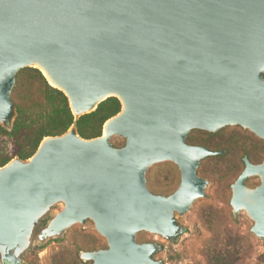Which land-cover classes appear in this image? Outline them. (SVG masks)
Here are the masks:
<instances>
[{
    "label": "water",
    "instance_id": "95a60500",
    "mask_svg": "<svg viewBox=\"0 0 264 264\" xmlns=\"http://www.w3.org/2000/svg\"><path fill=\"white\" fill-rule=\"evenodd\" d=\"M24 68L64 93L75 120L111 97L121 110L99 137L82 138L74 123L0 167V264H23L34 242L88 220L108 247L82 251V261L164 264L155 259L164 246L138 234L177 241V216L206 196L201 162L223 153L189 144L190 132L240 126L264 140V0H0V125L9 130ZM162 162L180 171L169 195L147 185ZM244 165L230 204L264 239V160ZM56 204L61 212L36 232Z\"/></svg>",
    "mask_w": 264,
    "mask_h": 264
},
{
    "label": "rangeland",
    "instance_id": "374dc122",
    "mask_svg": "<svg viewBox=\"0 0 264 264\" xmlns=\"http://www.w3.org/2000/svg\"><path fill=\"white\" fill-rule=\"evenodd\" d=\"M34 75V72L27 71L19 83L16 79L12 92V100L21 104L29 118L53 108L46 100L45 84ZM187 141L191 145L223 152L203 160L198 168L200 177L208 181L206 196L198 199L186 214L177 216L178 224L183 228L177 241L141 232L137 236L138 242L163 245L164 249L155 255V259L164 264H264L261 258L264 239L251 231L254 221L245 211L235 218L230 204L231 186L244 169L242 159L247 156L252 163H261L264 160V140L240 126H227L215 133L193 130ZM111 142L120 148L125 139L114 136ZM19 146L0 130V158H17ZM146 177L148 188L154 194L169 195L180 184V171L172 162L153 165ZM259 184L258 177L247 181L249 188ZM62 209V204H56L36 232ZM94 240L98 243L97 250L108 247L107 240L97 232L92 221L75 224L59 237L34 242L23 256V264H90L81 260L80 253L86 251Z\"/></svg>",
    "mask_w": 264,
    "mask_h": 264
},
{
    "label": "trees",
    "instance_id": "16d2710c",
    "mask_svg": "<svg viewBox=\"0 0 264 264\" xmlns=\"http://www.w3.org/2000/svg\"><path fill=\"white\" fill-rule=\"evenodd\" d=\"M27 71L34 72V77L39 78L45 84V97L53 108L46 113L41 112L37 117L29 118L22 109L21 104L13 99L18 113L14 126L11 131L4 129L2 126H0V130L8 134L20 145L17 156L22 160L29 159L37 151L44 138L62 135L74 123L76 124L78 134L82 138L92 139L101 136L106 121L121 110L119 99L111 97L102 102L94 112L75 120L64 93L50 86L38 69H22L17 75V82L19 83L22 80L21 78ZM11 159L9 157L0 158V167L7 164ZM97 244V241L94 240L92 245L86 248V251L97 250ZM261 258L264 261V255Z\"/></svg>",
    "mask_w": 264,
    "mask_h": 264
},
{
    "label": "bare ground",
    "instance_id": "6f19581e",
    "mask_svg": "<svg viewBox=\"0 0 264 264\" xmlns=\"http://www.w3.org/2000/svg\"><path fill=\"white\" fill-rule=\"evenodd\" d=\"M41 70H42V72L47 76V78L50 79L49 76H48V74L46 73V71H45L43 68H41ZM50 83H51L52 85H54L52 80H50Z\"/></svg>",
    "mask_w": 264,
    "mask_h": 264
},
{
    "label": "flooded vegetation",
    "instance_id": "af4514ba",
    "mask_svg": "<svg viewBox=\"0 0 264 264\" xmlns=\"http://www.w3.org/2000/svg\"><path fill=\"white\" fill-rule=\"evenodd\" d=\"M246 157V156H245ZM243 160V164H244V158L242 159ZM245 166V165H244ZM234 215V214H233Z\"/></svg>",
    "mask_w": 264,
    "mask_h": 264
}]
</instances>
